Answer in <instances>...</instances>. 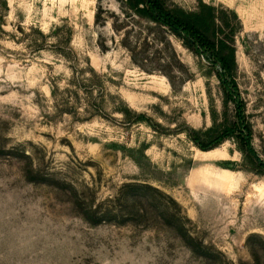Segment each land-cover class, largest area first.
I'll list each match as a JSON object with an SVG mask.
<instances>
[{
  "label": "rangeland",
  "instance_id": "1",
  "mask_svg": "<svg viewBox=\"0 0 264 264\" xmlns=\"http://www.w3.org/2000/svg\"><path fill=\"white\" fill-rule=\"evenodd\" d=\"M164 1L242 27L264 160V0ZM216 68L128 0H0V264H264V175L189 135L235 122Z\"/></svg>",
  "mask_w": 264,
  "mask_h": 264
},
{
  "label": "trees",
  "instance_id": "2",
  "mask_svg": "<svg viewBox=\"0 0 264 264\" xmlns=\"http://www.w3.org/2000/svg\"><path fill=\"white\" fill-rule=\"evenodd\" d=\"M128 3L139 15L170 27L176 34L183 37L190 49L198 55L208 57L215 68L219 66V69L216 68V74L227 98L225 106L228 107V101L234 104L235 122L229 120L227 112L224 113L222 122H218L216 115L213 114L211 127L203 130H189L192 141L201 150L209 151L227 140H235L243 155L244 164L264 175V160L254 147V131L248 121L246 101L242 98L235 80L237 60L234 39L242 27L238 24L239 29H237L235 25L227 21L228 17L226 21L222 18L223 25H218V10L215 6L203 1L198 11L171 9L167 7L164 0H128ZM236 17L240 21L237 15ZM227 29L232 32L233 38L230 36L228 38L225 31ZM72 37L73 34L70 32L69 49L73 53L74 50L70 46ZM41 46L38 45V47Z\"/></svg>",
  "mask_w": 264,
  "mask_h": 264
},
{
  "label": "bare ground",
  "instance_id": "3",
  "mask_svg": "<svg viewBox=\"0 0 264 264\" xmlns=\"http://www.w3.org/2000/svg\"><path fill=\"white\" fill-rule=\"evenodd\" d=\"M206 156H208V155H206ZM224 172H227V173H229L230 172V170H228V169H224ZM200 173V172H199ZM206 174V173H205ZM204 174V175H205ZM196 176V173L194 172L193 174H192V178H194ZM207 177L208 178H210V179H212L211 181H213V182H215V184H218L219 185V183H224V180H223V178H224V174L223 173H209L208 175H207ZM214 179V180H213Z\"/></svg>",
  "mask_w": 264,
  "mask_h": 264
}]
</instances>
